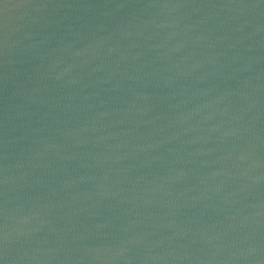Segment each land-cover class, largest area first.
<instances>
[{
    "label": "water",
    "instance_id": "obj_1",
    "mask_svg": "<svg viewBox=\"0 0 264 264\" xmlns=\"http://www.w3.org/2000/svg\"><path fill=\"white\" fill-rule=\"evenodd\" d=\"M0 264H264V0H0Z\"/></svg>",
    "mask_w": 264,
    "mask_h": 264
}]
</instances>
